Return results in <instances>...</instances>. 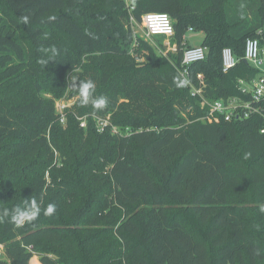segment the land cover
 Wrapping results in <instances>:
<instances>
[{
  "label": "trees",
  "instance_id": "trees-1",
  "mask_svg": "<svg viewBox=\"0 0 264 264\" xmlns=\"http://www.w3.org/2000/svg\"><path fill=\"white\" fill-rule=\"evenodd\" d=\"M128 2L132 10L123 0H100L98 9L84 17V25L73 13L83 7V0H5L12 18L0 9V87L38 77L21 39V26L34 59L59 72L52 79L59 94L52 99L0 103V146L6 145L19 162L37 156L57 162L65 157L62 136L79 130L75 138L83 148L76 166L66 159L50 167L48 175L34 174L23 184V199L40 203L36 220L14 225L3 212L23 206V199L12 204L0 201V246L5 256L0 264H29L34 254L40 264H96L108 260L115 245L117 264H257L260 249L246 226L249 208L244 198L253 185L264 224V134L260 133L264 118L226 122L220 116L207 117L209 110L201 98L191 96L178 68L182 29H199L207 56L189 67L192 84L197 85L196 76L202 74L204 99L248 100L238 81L259 76L243 56L248 39L264 44L263 34H257L264 27V0ZM160 13L172 20L176 57L148 50L127 58L126 47L134 41L131 19L141 23L145 14ZM44 27L64 32L73 44L62 45ZM225 48L238 60L227 73L221 60ZM108 57H121L126 63L107 69ZM77 78L92 80L94 98L105 96L106 107L82 103L78 89L69 86ZM61 98L72 101L64 112V124L55 109ZM261 108L264 115V102ZM82 117H87L86 129L79 127ZM107 117L112 126L120 131L129 128L131 134L113 135L110 129L98 133L95 119ZM64 125H73V131ZM230 145L240 146L241 158L230 155ZM99 199H106V209ZM49 203L56 205L51 216L43 214ZM177 208L188 210L206 228L209 243L172 213ZM113 226L117 241L108 243L104 253L95 243L87 245Z\"/></svg>",
  "mask_w": 264,
  "mask_h": 264
},
{
  "label": "rangeland",
  "instance_id": "rangeland-1",
  "mask_svg": "<svg viewBox=\"0 0 264 264\" xmlns=\"http://www.w3.org/2000/svg\"><path fill=\"white\" fill-rule=\"evenodd\" d=\"M100 0H83V7L76 8L73 13L79 19L81 25H84V17L88 16L92 11H96L98 9ZM180 3L183 1L191 2V0H179ZM0 9L4 16L12 18L13 15L11 11L8 9L5 0H0ZM58 13V12H55ZM71 13V11H68ZM79 15V17H78ZM131 29L133 32L134 41L130 45V48L126 47V57L132 58L135 51L142 52L152 50L157 55L161 57L169 56L171 58H175L178 54V47L176 44V39L174 37L165 38V37H149L141 23L135 21V19H131ZM192 27V26H191ZM45 31L57 39L62 45L68 46L72 45V41L69 37L64 33L60 32L56 29L44 27ZM194 28V27H193ZM262 34L264 37V27L262 29ZM181 43L180 48L184 49L189 47L190 45H200L203 42L204 35L203 32L199 29L187 30L186 28L181 31ZM21 39L24 44L28 48V51L31 56L32 65L38 71L37 78L24 77L14 83L4 85L0 87V103L6 105H12L16 103H24V102H34L37 103L41 97L44 99H52L56 94L58 95V89L56 84L52 79H56L58 75V71L54 67H47L40 65L33 56V48L30 45L29 41L26 38L25 31L23 30V26H21ZM136 41V43H135ZM135 47V48H133ZM174 48H177V51H173ZM48 53V52H47ZM108 62L106 64V68H115L121 66L126 63L121 57H108ZM72 103L71 100H66V98L57 99L55 102L56 113L58 114V104H68ZM64 127L70 128L73 131V125H67ZM79 130L69 134L67 137L61 138L62 149L65 151L64 159H59L57 162L54 160H50L48 158H44L42 156H37L35 159L29 162H19L16 160L13 153L6 147V145L0 146V201L5 202L7 204H12L15 200H22L23 193V184H25L29 178L34 174H41L46 171V175H48L47 170L49 171L50 167L53 169V166H56L57 163H62L64 160L74 161V166L77 165L80 159L81 150L83 149L81 145H78V141L75 138L76 135L80 134ZM84 141V140H83ZM240 146L233 145L229 146V153L236 159L241 158V150ZM134 154H137L136 151ZM59 157V155H58ZM264 163V158H262ZM93 160H91L92 162ZM60 168V167H59ZM55 168V169H59ZM85 172L89 173V169L85 168ZM91 171V169H90ZM150 171V170H149ZM99 171L96 172V174ZM93 173V171L91 172ZM250 189L247 191V196L244 198V202L249 208V216L245 220L248 231L253 234L254 239L257 241L260 249V259L257 264H264V224L258 212V205L260 201L255 197L253 191ZM103 186L100 188L102 189ZM109 203L112 202L111 199H108ZM98 204L102 205L105 209L106 199H99ZM111 205V204H110ZM178 210H174L172 213L177 214L178 218L181 222L188 227L192 232L196 235L205 238V240L209 243L205 235L206 228L200 226L196 221L194 216L188 211L181 208H177ZM100 216V215H99ZM98 216V217H99ZM116 226L108 229L103 235L100 236L99 239H95L94 242L87 244L91 246L95 243V248L99 251V253H104L107 249L108 243H116L117 239L115 234ZM83 239L82 237H80ZM90 238V237H89ZM88 239V238H87ZM210 250H213L210 247ZM63 253H66L64 251ZM116 255H119L118 245H115V250L110 252L108 256V260L102 258L100 262H96V264L108 263L110 260V264H117L119 262L116 258ZM76 257L78 256L75 255ZM5 259L3 248L0 246V260ZM63 263H65V258L61 257ZM94 260V258L92 259ZM29 264H40L39 258L37 255H33L29 261ZM69 264V263H67Z\"/></svg>",
  "mask_w": 264,
  "mask_h": 264
},
{
  "label": "built area",
  "instance_id": "built-area-1",
  "mask_svg": "<svg viewBox=\"0 0 264 264\" xmlns=\"http://www.w3.org/2000/svg\"><path fill=\"white\" fill-rule=\"evenodd\" d=\"M126 3L128 9L133 8L129 5L128 0H123ZM143 29L149 37L163 36L165 38H171L174 36L173 23L170 17L166 14H145L141 22ZM189 30H192L191 28ZM258 35H262L259 31ZM173 51H177L174 48ZM207 56V49L203 46L186 47L182 50L181 63L178 68V74L180 77L188 83L191 88V96L199 97L202 99V104L207 107L209 114L207 117L220 116L224 118V121L230 122L234 120H248L254 116H261L264 118L261 103L264 102V44L260 45L258 39H248L245 43V50L243 60L252 64L258 71L259 76L256 79L249 81L239 80L238 89L241 94L249 96L248 100L233 97L227 100H214L208 101L203 98L202 92L205 89V81L202 74L196 76L197 85L192 84L190 81L189 67L195 63L203 62ZM222 71L227 73L233 69L238 60L234 57L232 51L225 48L221 53ZM72 105L58 104V115L61 124L65 122V110ZM206 117L200 119L205 120ZM79 127L81 129L87 128V117L79 118ZM96 128L98 133H104L106 129H110L113 135H126L130 133V129L126 128L124 131H120L117 127L110 124L109 117L106 119H95ZM264 134V129L260 131Z\"/></svg>",
  "mask_w": 264,
  "mask_h": 264
},
{
  "label": "clouds",
  "instance_id": "clouds-1",
  "mask_svg": "<svg viewBox=\"0 0 264 264\" xmlns=\"http://www.w3.org/2000/svg\"><path fill=\"white\" fill-rule=\"evenodd\" d=\"M22 20L25 24L29 22L27 16L22 17ZM49 51L53 55H56V49L51 48ZM42 64L47 65L49 61L41 60ZM78 82V83H77ZM75 85H69L70 87H76L79 91V94L82 98V103L87 104L91 101L97 109H103L108 104V100L105 96H97L94 98L95 93V84L92 80H79L77 78ZM41 206L40 203L35 199L29 200L23 199V206L17 205L14 206L10 211L4 210L3 216L10 217L11 222L14 225L20 226L25 223L36 220L41 215ZM264 211V209H262ZM56 212V205L49 203L47 207L43 210V214L51 216Z\"/></svg>",
  "mask_w": 264,
  "mask_h": 264
},
{
  "label": "crops",
  "instance_id": "crops-1",
  "mask_svg": "<svg viewBox=\"0 0 264 264\" xmlns=\"http://www.w3.org/2000/svg\"><path fill=\"white\" fill-rule=\"evenodd\" d=\"M190 29V28H189ZM188 29V30H189ZM195 46H202V44H200V45H190L189 47H195ZM250 64V63H249ZM251 66H253L252 64H250ZM254 67V66H253ZM255 68V67H254ZM256 69V68H255Z\"/></svg>",
  "mask_w": 264,
  "mask_h": 264
},
{
  "label": "bare ground",
  "instance_id": "bare-ground-1",
  "mask_svg": "<svg viewBox=\"0 0 264 264\" xmlns=\"http://www.w3.org/2000/svg\"><path fill=\"white\" fill-rule=\"evenodd\" d=\"M159 37H163V36H159Z\"/></svg>",
  "mask_w": 264,
  "mask_h": 264
},
{
  "label": "water",
  "instance_id": "water-1",
  "mask_svg": "<svg viewBox=\"0 0 264 264\" xmlns=\"http://www.w3.org/2000/svg\"><path fill=\"white\" fill-rule=\"evenodd\" d=\"M246 63V61H244Z\"/></svg>",
  "mask_w": 264,
  "mask_h": 264
}]
</instances>
